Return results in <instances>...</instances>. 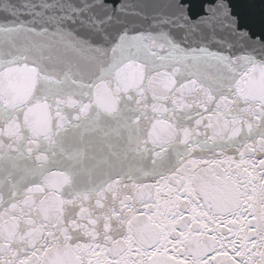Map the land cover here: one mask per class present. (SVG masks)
I'll use <instances>...</instances> for the list:
<instances>
[{
    "label": "snow or ice",
    "instance_id": "obj_1",
    "mask_svg": "<svg viewBox=\"0 0 264 264\" xmlns=\"http://www.w3.org/2000/svg\"><path fill=\"white\" fill-rule=\"evenodd\" d=\"M0 264H264V0H0Z\"/></svg>",
    "mask_w": 264,
    "mask_h": 264
}]
</instances>
